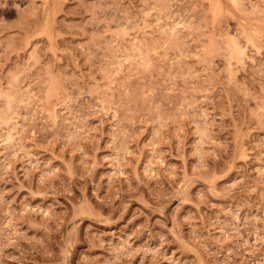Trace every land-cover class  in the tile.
I'll return each instance as SVG.
<instances>
[{"label": "rangeland", "instance_id": "obj_1", "mask_svg": "<svg viewBox=\"0 0 264 264\" xmlns=\"http://www.w3.org/2000/svg\"><path fill=\"white\" fill-rule=\"evenodd\" d=\"M0 264H264V0H0Z\"/></svg>", "mask_w": 264, "mask_h": 264}]
</instances>
